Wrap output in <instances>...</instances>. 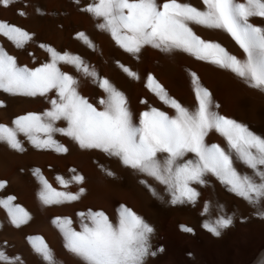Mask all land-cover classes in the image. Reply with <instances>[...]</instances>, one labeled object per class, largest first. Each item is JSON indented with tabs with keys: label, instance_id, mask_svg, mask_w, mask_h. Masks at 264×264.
Wrapping results in <instances>:
<instances>
[{
	"label": "snow or ice",
	"instance_id": "6c2138e0",
	"mask_svg": "<svg viewBox=\"0 0 264 264\" xmlns=\"http://www.w3.org/2000/svg\"><path fill=\"white\" fill-rule=\"evenodd\" d=\"M10 2L0 0V4L5 6ZM202 3L203 10L178 0H165L160 5L155 0H97L88 6L87 11L103 19L99 27L110 32L126 52H139L145 44L163 51L179 49L230 70L250 87L264 90V28L249 22V17H264V0H244L242 3L236 0H202ZM189 22L227 32L243 50L246 59L238 61L218 44L201 40L188 26ZM0 35L6 36L17 47H22L30 39L28 33L5 23H0ZM77 35L83 38V34ZM47 51L50 62L29 70L18 68L14 58L0 50V90L10 95L34 96L54 89L59 97L50 101L52 107L41 115L29 113L17 117L12 121V127L0 124V141L22 151L17 140V134H22L34 146L46 147L52 143L51 134L59 131L72 137L81 148L99 149L118 157L122 164L155 178L170 191L173 204L194 201L197 193L188 187L189 182L205 183V174L211 173L250 206L259 209L264 205V138L253 134L245 125L213 112L207 90L194 88L197 107L190 112L175 100L161 95L162 90L157 86V96L174 109L176 115L170 118L156 110L143 112L140 126L136 127L130 121L121 93L100 80L107 100L99 101L103 110L97 111L76 94V81L56 67L57 62L71 63L79 71L83 62L67 53L61 55L50 48ZM83 70L86 75L95 76V73L87 71L86 66ZM128 75L133 74L128 72ZM60 119L67 121L66 130L54 127L55 121ZM209 129H215L224 137L227 150L204 143ZM36 133H43L44 139L38 138ZM56 150L66 151L59 145ZM158 152L167 156L161 159L156 155ZM185 152L193 153L196 159L181 161ZM233 156L251 171L252 176L238 174L233 166ZM253 176L259 177L258 183ZM74 179L79 183L81 177ZM41 183L39 196L44 204L75 200L84 191L81 188L77 195H68L54 192L43 178ZM140 183L145 182L142 180ZM3 186L0 182V188ZM11 200L12 197H8L7 201H0V207L6 208L12 224L19 227L29 216L18 206L12 207ZM257 214L264 217V211L258 210ZM86 215L90 223L82 224L79 232L66 227L70 221L58 225L65 248L80 257L84 264H145V258L154 255L149 245L153 229L123 205L118 209L115 226L102 212L90 211ZM232 219L231 216L217 214L204 227L213 236H219ZM40 243V248L34 245L35 250L48 264H52L49 250L42 241ZM15 260L18 258H9L0 252V264H15Z\"/></svg>",
	"mask_w": 264,
	"mask_h": 264
},
{
	"label": "bare ground",
	"instance_id": "6f19581e",
	"mask_svg": "<svg viewBox=\"0 0 264 264\" xmlns=\"http://www.w3.org/2000/svg\"><path fill=\"white\" fill-rule=\"evenodd\" d=\"M164 2L165 0H160V4ZM178 2L187 3L200 10L204 9L202 0H178ZM236 2L242 3L244 0H236ZM17 3L16 0H11L7 5L9 9H13L16 18L8 20L5 24L18 25L22 31L26 30L34 37H38L40 30L42 31L41 34L45 36V39L42 36L40 37L44 40H46V37H49L52 41L58 38L62 27L60 21L61 16H63L61 15L62 13L52 11L51 6L45 4L42 0H30L28 4L23 6H18ZM20 4L23 3L20 2ZM87 4L93 5L91 0H88ZM1 6L2 4H0V14H2ZM1 20L0 18V23H2ZM249 22L256 27L264 28V17H249ZM188 26L201 40L218 44L228 55L234 56L238 61L243 62L246 59L243 50L222 29H209L191 22H189ZM78 33L79 31L76 33L69 49L67 51L63 50L62 55L67 53L69 57H78L84 63L92 57L94 52V47L91 44L93 34L91 33L90 35L83 36V38H79ZM33 36L31 38H34ZM28 41L29 43L27 45L25 42L22 47H17L6 36L0 35V50L12 56L14 60H17L19 56L24 54L27 46L28 56L32 61L36 62L32 56L37 57L36 60H38V63L41 61L39 67L49 63L50 53L47 49L50 48L53 50V46L47 45L38 48L36 45V48H34L30 45L32 41ZM118 51L110 50L112 57H114L113 60L119 58L121 59V63L118 65L119 67H116L114 64L109 66L108 86L121 93L126 103L127 78L124 77L126 72L123 68L125 57ZM41 54H43L42 57L40 56ZM83 63L79 71L71 63L57 62L56 65L60 72H62L63 67L68 68L72 72L73 79L76 81L74 87L78 96H80L79 91L81 82L83 81ZM30 64L32 65L33 63ZM30 67V70H32V68L35 69L37 66ZM116 73L120 74L123 79L120 84L117 82L118 77H116ZM160 75L164 79L167 89L166 91L165 89L163 90L162 95H166L168 98L172 94L174 96L173 100L190 112L197 107L194 88H203L210 94L212 102L211 110L213 112L245 125L253 134L264 138V90L250 87L248 83L230 70L221 68L209 60L197 59L191 53L179 49L161 50ZM170 82L173 83V88L171 89L168 87V83ZM51 90L49 89L44 95H40L39 93L34 96L13 95L3 103L0 101V105H2L0 106V124L12 127V121L17 117L25 116L29 113L41 115L48 111L51 108L48 100V93ZM38 97H41V107H39L40 109L36 108L37 110H32L35 109L33 108L35 106L32 105L38 103ZM105 100H107V95ZM163 104V110L161 112L166 113L164 109L168 105L164 102ZM29 109L31 110L29 111ZM21 110L23 111L20 112ZM175 115V110L172 109L168 117L171 118ZM62 123H64L63 119L57 120L55 121L54 127L58 128ZM58 132L51 134L52 143L46 146L47 149L63 157L74 153L75 149L70 144L72 139L70 140L67 135H64L62 132L58 134ZM19 135L22 134H17V137ZM204 143L206 145L215 144L224 150L228 148L224 137L215 129H209L207 131L204 136ZM57 145L63 147L66 151H57ZM21 149L22 151H17L10 148L5 142L0 141V182L4 184L0 188V199L3 197H12L11 206H18L24 212L28 213L29 219L26 223L19 226L24 231L31 226L45 224L48 221L46 215L52 208L55 209V207L64 205L74 210L78 205L80 206V202L84 196L96 192V180L91 179L89 182H91L92 186H88L86 189L83 188V193L79 194L75 200H61L59 203L50 204L42 203L39 196L41 191L37 189L36 185L35 168L31 166V162L29 163L34 158L36 159L37 156H35L36 153L34 154V151L37 149L28 140L22 142ZM39 150L44 151V149ZM186 153L191 154V160L196 159L193 153ZM84 154L90 157V160H92L102 175V179L105 180V185L110 189L116 188L119 184L131 188L134 198H131L130 211L153 229L149 236V245L151 252L154 253L153 256L157 254V242L160 241L159 234L164 233V240L168 244L165 248L159 250L162 253L176 251L177 253L185 254L189 248L197 258L199 254L200 258L209 256L210 258L215 257L217 260H221L222 255L226 256L229 252L233 253L232 256H239L247 246L254 248L257 245L253 255L248 259V262L246 261V264H264V217L257 214L258 210L264 211V205H261L259 209L250 206L241 197L229 191L228 187L222 184L216 177L212 176L211 173L205 174V183L189 182L188 187L197 193L194 201L173 204L171 202L173 197L164 184L131 167L125 172H122L117 160L118 157L107 155L96 148H86ZM156 155L161 159L167 156L166 153L159 152ZM232 159L234 161L233 166L238 174L252 176L251 171L237 162L234 156ZM109 172L111 175H108ZM139 177L144 179V184L140 183L142 179ZM253 179L257 183L259 182L258 176H253ZM79 192L80 190L78 189L71 195H77ZM153 199L158 201L157 207L152 206L151 200ZM217 214L231 216L233 219L229 227L222 230L219 236H213L206 230L204 225L210 224L216 218ZM156 218L161 219L158 222L164 223V228H161L158 222L155 223ZM61 220L62 222L66 221L67 217L64 216ZM10 223L12 222L8 211L5 207H0V230L5 233ZM42 229L44 230L45 228ZM42 229L39 230L44 233V236H42L43 245L49 249L55 241V236L51 233L52 230L46 232L45 230L42 231ZM183 229H191V231H184ZM166 232L168 235L165 234ZM34 245L32 242L25 243L27 250L23 255L17 257L18 260H15V263L37 264L40 261L43 262V256L35 250V248L42 246L41 243L35 245V248ZM6 246L8 244H4L5 248ZM145 264H149L147 257L145 258ZM182 264H186V262Z\"/></svg>",
	"mask_w": 264,
	"mask_h": 264
},
{
	"label": "rangeland",
	"instance_id": "374dc122",
	"mask_svg": "<svg viewBox=\"0 0 264 264\" xmlns=\"http://www.w3.org/2000/svg\"><path fill=\"white\" fill-rule=\"evenodd\" d=\"M42 1L47 5L49 4L52 11L54 10V12L62 13L61 15L63 16H61L60 20L62 27L60 35L54 41H52L49 37H46L47 41L44 40L45 36L41 34L42 31L40 30L38 32L40 33L38 34V37L41 40L37 36H35L37 37L35 38L30 34V32L23 30L29 34V40L30 42L32 41L30 45H32L34 48H36V45L38 48L42 47V45L43 47L52 45L53 51L55 50V53H58L59 51V54L62 55L63 50L67 51L69 49L78 31L79 33L83 34V36L90 35L91 33L93 34L91 44L94 47V52L92 57L83 63V67L86 66L87 71L95 73V76L93 77L86 75L85 72H82L83 81L81 82L79 97H81L97 111H101L103 109V105H101L99 101L105 100L106 93L104 89L100 87L99 81L103 80L107 82L108 85V76L110 74V70L108 71V69H110L109 66L114 64L116 67H119L118 65L121 63V59L119 58H115L117 60H113L114 57H112V53H110V50L113 49L115 51L119 50L118 52H120V54L124 55L125 57L123 62V68L127 69V71H125L126 74H124V77L127 78L125 106L129 113L131 123L134 126L139 127L141 113L148 112L150 110H156L159 112L163 110L162 105L164 104L162 99L156 94L158 90L157 86H159V90H162V92L164 89L165 91L167 90L164 79L160 75L161 48H156L145 44L140 48L139 52H126L120 47L119 44H117L116 40L112 38L110 32L99 27V25L103 23V19L101 17H94L87 11L89 6L87 4L88 0ZM16 2H18V6H23L28 4L30 0H16ZM20 2L23 4H20ZM91 2L94 5L97 0H91ZM155 3L160 5V0H155ZM8 12L11 15H9ZM1 13L2 14H0V18L2 19V23H6L8 20L16 18V14L14 13L13 9H9L4 4L1 6ZM15 27L20 29L18 25ZM32 36L34 38H31ZM40 36H42L44 39H42ZM28 43L29 41H26V45ZM45 43L47 44L45 45ZM28 55V47L26 46L24 54L19 56V59L17 58V60H15L16 66L18 68H26L30 70V66L39 67V65H41V61L38 63L36 56H32V58L35 59L37 65L36 62L32 61ZM40 56L42 57L43 54ZM30 63L35 64L31 65ZM62 69V73L73 78L72 72L68 68L63 67ZM128 72H131L133 75H127ZM116 75V77H118L117 82L120 84L123 79L120 74L116 73ZM149 77H151V79H149ZM168 87L170 89L173 88V83H168ZM10 96L13 95L0 90L1 103H3L6 99H10ZM173 97L174 96L172 94L168 96L170 100H173ZM53 99H59L54 89L48 93L49 103ZM37 102V105H32L35 106L33 107L35 109L32 110H37L39 107H41V97H38ZM50 106L52 107L51 103ZM30 110L31 109H29V111ZM22 111L23 110L20 112ZM164 112H166L164 113L165 115L169 116V113L172 112V108L168 106L166 109H164ZM58 128L66 130L68 128L67 121L64 120V123H62ZM35 135L41 140L44 139L43 133H36ZM69 138L70 140H73H71L70 144L73 145L75 152L64 157L54 153L53 151L51 152V150L49 151L47 147L42 148L34 146V148L37 149L34 151V154L36 153L35 156L39 157H36V159L34 158L33 160L29 161V163L31 162V166L35 168L34 172L36 173L37 189L42 192L41 178H43V181L46 182L49 188L54 192H63L71 195L78 189H86L88 186H92L89 180L94 179L96 180V192L84 196L80 202V206L78 205V207L74 210L64 205L55 207V209L52 208L46 215L48 221L45 224L43 223L48 228L43 224L34 225L25 230V232L22 228L16 227L10 223L5 233L0 230V252H3L7 257L17 258L18 256L23 255V253H25L27 250L25 243L32 242V244L38 245L43 239L42 236H44V233L40 230L45 228L44 230L46 231L47 228V231L50 232V230H52L51 233H53L55 236L53 245L48 249L51 255L52 264H84V261L80 257L76 256L65 248V240L60 227H58L59 224L63 223L61 220L62 217L66 216V221H70V223L66 225L67 228H70L74 232H79L81 231L82 224L87 225L90 223L86 215L90 211L102 212L107 217L109 223L115 226L118 222V209H120V206L123 205L125 209L130 210L131 198H134L131 188L123 184L117 185V187L114 189H110L108 186H106L104 182L105 180L102 179L103 177L95 164L92 162V160H90V157L84 154L86 148H81L72 137ZM17 140L19 141L20 146L22 145L23 141H29L27 137L24 138V135L23 137L22 135H19ZM39 149H44V151H40ZM191 158V154L185 152L180 160L189 161ZM117 160L122 172H125L130 168L122 164L119 158H117ZM76 176L81 177L79 183H77L74 179ZM139 178L144 180L142 177ZM7 198L8 197H3L0 200L7 201ZM156 201V199L151 200L153 207H157L158 201ZM78 213H84L85 215L78 216ZM53 220H56L55 224L53 223ZM158 220L161 219L156 218L155 223H157ZM158 225H160L161 228H164V223L158 222ZM44 230L42 229V231ZM165 234L168 235L167 232ZM159 237L160 241L157 242L158 248L156 256H147L149 264H182L183 262H186V264H246V261L248 262V259L251 258L255 251V247L257 246L255 245L254 248L252 246H247L242 254L239 256L234 255L235 257L232 256V252H229L226 254V256L222 255L221 260H217L215 257L210 258L209 256L200 258L199 254L197 258L189 248L186 250L185 254L177 253L176 251H167L166 253H162V251L159 250L165 248L168 243L166 240H164V233L159 234ZM4 244H8V246L5 248ZM42 260L43 262L40 261L37 264H48L44 258Z\"/></svg>",
	"mask_w": 264,
	"mask_h": 264
}]
</instances>
